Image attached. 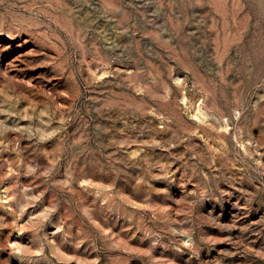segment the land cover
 I'll list each match as a JSON object with an SVG mask.
<instances>
[{"label":"rangeland","instance_id":"374dc122","mask_svg":"<svg viewBox=\"0 0 264 264\" xmlns=\"http://www.w3.org/2000/svg\"><path fill=\"white\" fill-rule=\"evenodd\" d=\"M0 264H264V0H0Z\"/></svg>","mask_w":264,"mask_h":264}]
</instances>
